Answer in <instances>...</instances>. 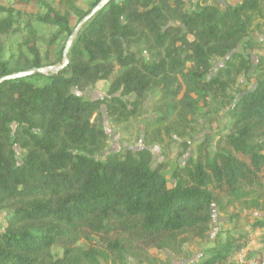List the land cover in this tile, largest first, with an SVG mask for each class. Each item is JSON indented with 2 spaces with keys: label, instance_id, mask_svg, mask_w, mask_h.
<instances>
[{
  "label": "trees",
  "instance_id": "1",
  "mask_svg": "<svg viewBox=\"0 0 264 264\" xmlns=\"http://www.w3.org/2000/svg\"><path fill=\"white\" fill-rule=\"evenodd\" d=\"M100 1L0 0V78L53 65L58 48L63 60ZM200 1L112 0L79 30L62 71L0 84V264H126L129 255L158 264L150 251L171 246L191 257L187 237L205 241L214 209L247 199L252 216L220 225L219 240L203 243L191 264H238L242 252L244 264L264 263V248L251 246L264 233L254 215L264 195V75L233 103L218 140L207 136L171 182L148 146L104 155L105 116L137 119L158 91L156 124L176 113L189 123L201 100L229 87L232 73L213 77L211 62L249 37L246 14L257 3L220 10ZM91 87L107 98L79 95Z\"/></svg>",
  "mask_w": 264,
  "mask_h": 264
},
{
  "label": "rangeland",
  "instance_id": "2",
  "mask_svg": "<svg viewBox=\"0 0 264 264\" xmlns=\"http://www.w3.org/2000/svg\"><path fill=\"white\" fill-rule=\"evenodd\" d=\"M200 2L213 5L220 10L244 2L257 3V9L250 10L246 14L250 21L249 37L228 58H215L211 62L213 77L219 75L222 69L232 73L226 91L223 93L222 90H218L215 94H209L208 102L201 100L196 107L197 114L193 120L192 117H187L189 123L180 124L179 113H176L164 125L156 124V120L162 116L161 107L163 105L159 102L158 91L150 94L143 113L137 119L118 124L105 116V129L109 142L104 155L117 153L124 156L129 151H136L141 147L148 146L152 151L155 165L163 164L165 166L164 175L168 182L172 181L171 174L176 167L182 166L196 157L199 145L206 141L207 136L218 140L219 134L223 132L226 125L227 114L233 103L238 100L241 92L254 88L258 77L264 75V0H201ZM135 49L140 51L146 60H150L143 43H137ZM59 51L60 48L52 53L51 62L54 64L51 66L58 67L63 64ZM229 62L232 63L231 66L227 65ZM47 82V79H43L38 85ZM79 95L86 99L103 101L107 98L105 92L95 87L88 88ZM102 112L105 114V108ZM212 133L215 134L211 135ZM251 200L247 199L241 203L242 205L238 204L221 212L214 209L215 226L209 231L205 241L201 242L191 236L187 237L191 257H187L181 247L176 246H171L162 254L152 250L150 251L151 256L154 259L156 257L159 259L158 264H191L201 255L203 243L219 240L220 230L218 227L220 225L230 222L233 215H237L239 222H243L246 216H252L250 209H247V205H251ZM254 213L258 217H264V195L262 200L259 199L258 209ZM259 242H264V233L259 234ZM126 264L138 263L135 258L129 255Z\"/></svg>",
  "mask_w": 264,
  "mask_h": 264
},
{
  "label": "water",
  "instance_id": "3",
  "mask_svg": "<svg viewBox=\"0 0 264 264\" xmlns=\"http://www.w3.org/2000/svg\"><path fill=\"white\" fill-rule=\"evenodd\" d=\"M112 0H101L97 6L90 12L89 15H87L77 26V28L75 29L74 33L72 34V36L68 39L66 46L63 50V64L56 67V66H49L46 68H33L31 70L28 71H24V72H18V73H14L12 75H8V76H4L0 78V84L2 82L5 81H9V80H15V79H19V78H25V77H29L32 76L35 73L38 74H43L46 76H52L53 74H57L60 71H62L67 65H68V55L72 46V43L74 41L75 36L77 35V33L79 32V30L93 17L95 16L98 12H100L102 9H104Z\"/></svg>",
  "mask_w": 264,
  "mask_h": 264
},
{
  "label": "crops",
  "instance_id": "4",
  "mask_svg": "<svg viewBox=\"0 0 264 264\" xmlns=\"http://www.w3.org/2000/svg\"><path fill=\"white\" fill-rule=\"evenodd\" d=\"M259 234H256L251 242V246L256 249L264 248V242H259Z\"/></svg>",
  "mask_w": 264,
  "mask_h": 264
},
{
  "label": "built area",
  "instance_id": "5",
  "mask_svg": "<svg viewBox=\"0 0 264 264\" xmlns=\"http://www.w3.org/2000/svg\"><path fill=\"white\" fill-rule=\"evenodd\" d=\"M244 252L241 253V255L238 256L237 262L238 264H244V258H243ZM264 264V263H263Z\"/></svg>",
  "mask_w": 264,
  "mask_h": 264
}]
</instances>
